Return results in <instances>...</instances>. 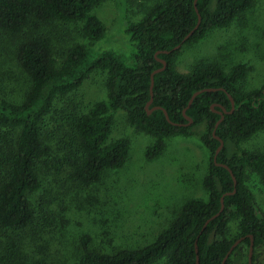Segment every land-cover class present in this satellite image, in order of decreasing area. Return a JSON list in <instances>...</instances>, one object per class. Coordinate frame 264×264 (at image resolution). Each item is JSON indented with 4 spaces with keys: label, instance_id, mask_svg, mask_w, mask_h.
<instances>
[{
    "label": "trees",
    "instance_id": "obj_1",
    "mask_svg": "<svg viewBox=\"0 0 264 264\" xmlns=\"http://www.w3.org/2000/svg\"><path fill=\"white\" fill-rule=\"evenodd\" d=\"M104 1L0 0V37L17 42L16 60L30 80L21 100L0 95V264L16 260L22 239L36 233L39 216L32 195L42 187V169L66 172L74 183L87 187L99 182L107 170L123 167L130 139L124 135L111 140L120 111L132 127L155 138L146 149L148 158L162 154L173 135L198 136L212 155L204 178L209 196L188 199L175 220L140 248L104 252L90 246V235L83 236L80 264H222L242 237L226 264H249L251 236L256 264V250L264 246V212L247 180L251 171L264 182V151L249 150L244 142L264 130V79L260 87L245 90L242 82L249 68L244 63L227 70L217 62L203 61L188 73L177 66L184 45L200 41L213 29L230 27L255 0H198L202 22L185 41L198 22L195 0L155 3L142 19L128 23L135 48L132 64L114 50L91 55L107 34L95 12ZM52 23L79 24L84 41L73 43L59 58L52 36L43 31ZM159 50L170 52L157 55L167 66L154 75V97L147 108L152 73L163 65L156 56ZM96 72L106 75L107 97L87 105L81 88ZM207 87L223 89L200 93L184 114L192 95ZM229 94L235 109L225 114L215 131L221 115L212 105L231 110ZM215 109L222 108L215 105ZM186 116L193 120L190 125ZM55 117L63 122L57 133L49 131ZM216 135L225 143L217 162L227 164L232 173L214 161L220 145ZM233 176L237 191L227 194L234 190ZM222 197L223 212L203 230L220 210ZM235 221L233 233L230 226Z\"/></svg>",
    "mask_w": 264,
    "mask_h": 264
},
{
    "label": "rangeland",
    "instance_id": "obj_2",
    "mask_svg": "<svg viewBox=\"0 0 264 264\" xmlns=\"http://www.w3.org/2000/svg\"><path fill=\"white\" fill-rule=\"evenodd\" d=\"M160 1L100 3L95 12L107 34L91 55L114 50L132 64L135 48L127 33L128 23L142 19L146 9ZM43 31L52 36L59 58L73 43L84 41L79 24L52 23L45 25ZM16 46L13 39L0 37V95L21 100L30 80L18 65ZM203 61L217 62L227 70L244 63L249 71L242 87H260L264 79V0H255L254 6L230 27L213 29L200 41L184 45L177 66L188 73ZM105 77L96 72L83 85L85 104L107 97ZM60 119L55 117L49 131L63 123ZM124 135L131 144L126 163L107 170L91 186L77 185L66 172L42 169V187L32 195V205L39 216L36 233L22 239L19 256L11 264H80L85 235H90L92 248L104 252L140 248L153 242L175 220L188 199H208L204 178L212 155L198 136L173 135L162 154L148 158L146 149L155 138L132 127L125 112L120 111L111 140ZM244 147L263 152L264 130L245 141ZM247 184L264 212V182L249 171ZM237 226L236 221L231 223L233 233ZM256 252V264H264V246Z\"/></svg>",
    "mask_w": 264,
    "mask_h": 264
},
{
    "label": "water",
    "instance_id": "obj_3",
    "mask_svg": "<svg viewBox=\"0 0 264 264\" xmlns=\"http://www.w3.org/2000/svg\"><path fill=\"white\" fill-rule=\"evenodd\" d=\"M197 2H198V0H195V7H196V10H197V12H198V22H197V25L195 26V28H194L192 31H190V33H189L188 35H186L184 41H185L186 39H188V38L191 37V35L194 33V31H195L196 29L199 28V26H200V24H201V22H202V16H201V14L199 13L198 6H197ZM181 46H182V44H179L175 49H178V48H180ZM169 52H170L169 50H159V51H157L156 56H157L159 53H169ZM157 57H158V56H157ZM158 60L161 61V62L163 63V65H162L160 68H158V69H156L155 71H153V73H152V77H151V78H152V82H151V94H152V97H151V100H150V101L147 103V105H146L147 108H148L149 105L152 103V101H153V97H154V96H153V89H154V75H155L156 73H158V72L163 71V70L166 68V66H167V61H166L165 59L158 57ZM219 89H223V88L207 87V88H203V89H201V90L196 91V92L192 95V97H191V99H190V101H189V104H188L187 108L184 109V114L186 113V110L192 105V103H193L194 99L196 98V96H198L200 93L205 92V91H216V90H219ZM229 97H230V99H231V104H232V108H231V110H227V108H226L225 106L221 105V104L214 103V104L212 105V108H213L215 111L219 112V114L221 115V118H220V119L217 121V123H216L215 131H216V128H217V127L219 126V124L221 123V121L225 118V114H226V113H231V112H233L234 109H235V100H234V98L232 97L231 94H229ZM215 105H220L222 109H221V110H216V109H215ZM154 108H155V107H154ZM158 108H161V106H158ZM152 110H153V108L149 110V113H150ZM164 112H165L166 117L170 120V117H169L168 112H167L165 109H164ZM186 118L189 120V122L187 123V125H190V124L193 122L192 118L189 117V116H186ZM215 131H214V133H215ZM216 138H218V139L220 140V145L218 146V148H217V150H216V154L214 155V161H215V162H217L218 154H219V152L222 150V148L224 147V144H225L224 141H223V139H221L219 136L216 135ZM217 164L225 166V167L228 168V169L231 171V173H232V170L229 168V166H228L227 164H224V163H218V162H217ZM233 177H234V186H235V187H234V190L231 191V192H228L227 194H234V193L237 191V179L235 178V176H233ZM224 208H225V200H224V197H222V205H221L220 210H219L216 214H214L212 217H210V218L206 221V223H205V225H204V227H203V230L205 229V227L207 226V224H208L212 219L218 217V216L223 212ZM203 230H202V231H203ZM242 240H243V237L240 238V239H238V240L232 245L230 251H229V252L227 253V255L225 256V258H224L222 264H226V261H227L229 255H230V253L233 251V249H234V248H235V247H236V246H237ZM196 249H197V251H198V239L196 240ZM254 251H255V247H254V239H253V236H251V244H250V249H249V257H248L249 264H253ZM198 263H199V257H198Z\"/></svg>",
    "mask_w": 264,
    "mask_h": 264
}]
</instances>
